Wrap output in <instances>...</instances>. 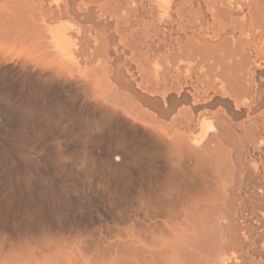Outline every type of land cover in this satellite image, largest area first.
<instances>
[{
	"label": "bare ground",
	"instance_id": "1",
	"mask_svg": "<svg viewBox=\"0 0 264 264\" xmlns=\"http://www.w3.org/2000/svg\"><path fill=\"white\" fill-rule=\"evenodd\" d=\"M0 264H264V0H0Z\"/></svg>",
	"mask_w": 264,
	"mask_h": 264
},
{
	"label": "rangeland",
	"instance_id": "2",
	"mask_svg": "<svg viewBox=\"0 0 264 264\" xmlns=\"http://www.w3.org/2000/svg\"><path fill=\"white\" fill-rule=\"evenodd\" d=\"M54 134H55V132L53 133V135H52V136H54ZM84 214H85V217H86V216H87V211H86V212H84V213H83V215H84ZM83 217H84V216H83ZM85 217H84V218H85Z\"/></svg>",
	"mask_w": 264,
	"mask_h": 264
}]
</instances>
